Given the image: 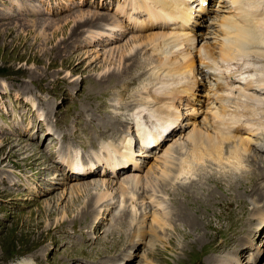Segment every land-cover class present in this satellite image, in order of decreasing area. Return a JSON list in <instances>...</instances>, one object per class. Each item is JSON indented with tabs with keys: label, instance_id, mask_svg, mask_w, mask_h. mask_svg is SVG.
Segmentation results:
<instances>
[{
	"label": "rangeland",
	"instance_id": "rangeland-1",
	"mask_svg": "<svg viewBox=\"0 0 264 264\" xmlns=\"http://www.w3.org/2000/svg\"><path fill=\"white\" fill-rule=\"evenodd\" d=\"M116 2L117 0H0V264H204L203 258L205 264H264V222L257 224V217H251L250 214L245 216L246 222H249L248 229L242 227L238 231L230 232L233 235L227 239L229 242L226 251L222 252V246H219L217 251L210 252L218 254L206 257L209 247L219 241L215 231L224 232V222L228 218L232 219V215L238 214L236 218L240 217L238 208H234L233 202L227 203L229 201L226 197L227 192L235 186L237 192L232 200L241 196L240 189L244 184L242 178L231 188L214 182L203 193L195 192L191 195L194 204L200 203L201 198L205 196L206 199L204 198L201 204H205L206 212L212 211L211 206L214 204L215 210L219 209L223 214V220H213L212 224L208 213L200 211L194 217L184 218L182 222L180 219L173 221L171 230H168L167 222L160 220V217H164L156 213L159 206L155 202L157 199L163 200L170 210L174 196L179 195V198L183 199L182 195L168 196L162 191L141 190L139 194H152V199L147 197L150 200L147 203L143 198L136 199L138 195H134L135 198L132 199L127 192L122 193L125 209L134 207L137 213L139 210H145L147 213L144 220L138 219V216V221L133 218L129 226V240L122 237V246L109 244L103 247L104 230L113 222L111 218L115 211L105 204L106 199L95 214V222L90 221L92 217L88 214L82 215L81 219L68 220L69 216H76L88 201V196L80 197L76 201L77 205L72 204L70 207L72 186L87 184L86 188H91L92 183L104 177L111 183L112 188L109 190L112 195L108 198L116 199L120 194L118 188L126 185L124 178L129 179L125 176L136 173V170H120V173L113 176H100L95 173L91 176H77L78 178L67 172V175H61L62 177L54 175L58 171L59 174L65 173L58 165L63 161V156L60 160L55 157L66 154L67 149H75L80 155L83 154L80 150L81 142L87 143L83 145V149L92 147V143L96 146L95 139L82 132L80 135L76 134L77 118L84 112H91L90 117L103 126L102 135L110 137L111 144L114 142V145L110 146V142L98 141V148L87 152L95 154L94 152L100 150L105 143H108L109 147L120 146L121 141L117 134L119 130L126 128L124 124L120 127V122L113 123L110 118V104L112 99H117V103L125 106L144 84V68L133 69L117 80L105 82L103 86L97 87L95 82L91 83L95 74L101 71V59L98 58L96 62L99 63L96 64L88 59H91L96 51L115 47L122 43L123 39H118L115 42L117 44L113 42L107 47L105 42L102 44L105 36L100 37L97 43L93 42L95 37L85 40L86 30H98L102 24L97 23L90 27L91 23L75 24L74 21L83 15V11L110 13V16H115L113 13ZM223 3L225 4L226 0H223ZM182 29L188 31V27L183 25ZM116 32L118 31H113V34ZM107 41L110 39L107 38ZM88 53L92 55L87 57ZM139 58V61H142L141 55ZM131 66L129 65V70ZM200 92V105L197 106L193 101L191 104L197 107L196 113L202 117L210 107L204 105V90ZM126 111L128 107L120 109L123 114ZM205 116H210V113ZM84 119L87 120L86 117ZM184 121L185 117L179 119L181 127L188 126ZM31 122H40L46 134H52L50 126L71 129L74 140H66V149L56 151L54 145L50 144V137H47L48 146L46 144V150L42 149V142L38 141L42 129L39 133L34 131L28 138L23 133L26 132L27 135L33 131V126H29ZM59 130L63 137L64 129ZM182 130L181 128L180 132ZM174 134L168 135V140L171 141L167 145L174 140ZM172 148L170 147L171 150ZM244 149L248 150L249 147ZM29 151L31 155H28ZM140 153L138 150L134 155L138 160L142 159ZM258 153L264 158V153ZM103 154L97 159L102 160ZM134 161L133 158V163ZM66 167L68 166H64L65 170ZM89 167L90 164L85 165L86 169ZM140 170L141 168L138 172ZM140 179L143 183L146 181L141 176ZM220 180L225 182V178ZM248 197L252 198L251 195ZM250 207L251 205H248L246 209L249 210ZM192 212L191 210L190 213ZM250 222L255 225L250 226ZM235 223L229 222L230 227H236L244 221ZM116 226L115 230L109 232V238L112 237L111 234L120 232L121 224ZM137 229L143 231L142 236ZM258 230L262 232L259 234ZM240 236H245L246 244L235 247ZM130 244L134 245L131 249V246H128ZM233 254L238 258L236 262L223 260Z\"/></svg>",
	"mask_w": 264,
	"mask_h": 264
},
{
	"label": "bare ground",
	"instance_id": "bare-ground-1",
	"mask_svg": "<svg viewBox=\"0 0 264 264\" xmlns=\"http://www.w3.org/2000/svg\"><path fill=\"white\" fill-rule=\"evenodd\" d=\"M165 1L167 5L173 2L178 12L179 25L176 31L150 29L135 33L122 26L116 16H110V13L83 11V15L74 21L75 24L91 23L90 27H94L97 23L102 24L98 30H86L85 40L88 37H95L93 42L97 43L100 37L105 36L106 39L102 41V44L105 42L107 47L118 39H123L122 43H115L117 44L115 47L110 46L109 49L96 51L95 55L90 53L92 56L88 59L89 62L101 63V71L95 74L91 83L95 82L97 87L103 86L105 82L111 79L117 80L137 68L145 69V79L141 89L136 92L137 95L134 98L131 97L130 103L124 106L122 103H117V99H112L110 104L112 107L110 118L113 119V123L120 122V127L124 124L125 130L128 131L124 134V139H121L120 146L110 148L108 143L103 144L101 149L105 148V152L102 160L96 158L97 166L94 168H92L94 162L89 160L87 165L90 164V167L86 169L79 157V152L75 149L74 151L67 149L63 156L69 155L72 151L71 160L63 157V161L58 165L60 170L71 173L75 178L97 173L100 165L103 166L104 171L110 170L109 172L114 173L108 176L118 174L120 170L132 172L136 170V173L125 176L129 179L124 178L126 185L118 188L120 194L116 199L108 198L112 195V191H109L112 188L111 183L104 177L92 183L91 188H86L87 184L71 187L70 207L72 204L77 205L76 201L80 197L88 196V201L84 203L76 216H69L68 220L81 219L82 215L88 214L92 217L90 221L95 222V214L102 207V202L106 201L105 204L115 210L111 218L113 222L104 230L103 247L109 244L122 246L124 244L120 241L122 237L129 240V226L133 218L137 220L138 216V219L144 220L147 217L145 210H139L137 213L134 207L125 209L122 193L127 192L132 199L135 198L134 195H138L136 199L143 198V200L144 196L139 194L141 190L162 191L168 196L182 195L183 199L179 198V195L174 196L175 199L171 197L173 200L170 210L163 200L157 199L155 202L159 206L156 213L164 217L159 216L160 220L168 223V230H171L170 225L173 221L180 219L182 222L184 218L194 217L200 211L208 213L212 224L213 220H223V214L219 209L215 210L214 204L211 206L212 211L206 212L205 204H201L205 196L201 198L200 203L194 204L191 195L195 192L203 193L214 182L231 188L237 184L239 178H242L244 184L243 192L242 188L240 189L241 196L232 200L237 192L235 186L227 192L228 197H226L229 201L227 203L233 202L234 208H238L240 217L236 218L238 214L232 215V219L228 218L224 222L226 226L224 232L215 231L219 241L209 247L207 257L218 254L210 252L217 251L219 246H222L220 247L222 252L226 251V245L229 242L227 239L232 238L233 234H230L232 230L238 231L242 227L248 229L249 222H246V215L257 217V224L264 222V158L241 136L243 131L253 128L257 117L260 128L264 130V98L248 91L246 78L244 82H240L244 73L264 69V0H226L225 4L219 5V12L202 6L200 4L202 0H198L194 5L192 2L195 0ZM129 3L132 8L146 7V0ZM210 11L214 15L206 17L209 16ZM97 15L100 17L98 18ZM136 16L132 10L124 15L128 23L134 22ZM196 23L198 27L195 29ZM182 25L188 27V31L183 30ZM113 31L118 32L113 34ZM107 38L110 41H107ZM90 55L88 53L87 57ZM139 55L142 56V61H139ZM98 58L101 60L96 62ZM129 65H132L130 70ZM72 70L76 69H70ZM204 76L207 77L205 80L210 85L209 95L208 97L206 95L205 101L208 106L213 103L214 108L210 116L197 118L195 116L197 107L191 103L199 100L194 96L195 90H199L198 92L202 89L207 90L204 86ZM148 94L153 95L154 100ZM195 104L200 105L199 102ZM125 107H128V111L123 114L120 109ZM143 111H147L150 116L148 124L151 128L144 124L146 119H141ZM181 117H185L183 123L187 124V127L179 125ZM132 125L134 127L128 130ZM181 128L183 130L180 132ZM172 134L176 136L172 143L167 145L171 141L168 140V135ZM135 138L138 141L137 148L134 147ZM109 144L112 145L111 142ZM130 146L132 148H129ZM170 147H173L172 150ZM244 147L249 149L245 150ZM138 150L141 152L140 160L134 156ZM97 151L99 150L95 152ZM115 151L118 155L114 154ZM31 154L29 151L28 155ZM147 158L150 161L146 160ZM125 164H128L126 169L123 167ZM64 166H68L69 172ZM65 173L59 174L58 171L54 175L62 177L61 175H67ZM140 176L146 180L144 183ZM230 177H232L231 180ZM220 178H225V182H222ZM94 186L97 187L94 188ZM171 186L175 189H170ZM151 195L147 197L152 199ZM247 198L251 200L248 201ZM248 205H251L249 210L246 209ZM191 210L194 213H190ZM231 221L236 223L244 221V223L237 224L238 228H236L237 226L232 225L230 227ZM116 224H121L120 227L118 226L120 232L117 234H111V232L112 237L109 238V232L117 228ZM252 225L255 224L250 222V226ZM261 230H258L259 234ZM137 232L142 236V230L137 229ZM132 244L128 245L131 246L130 249L135 245V243ZM245 244V236H240L235 247ZM229 250L227 252H231ZM239 254L236 255L239 256ZM231 256L223 260L236 262L238 258L235 254ZM203 262L205 264L204 258Z\"/></svg>",
	"mask_w": 264,
	"mask_h": 264
}]
</instances>
